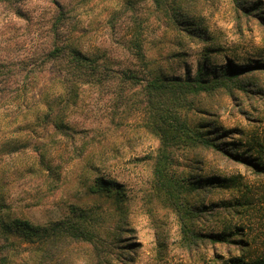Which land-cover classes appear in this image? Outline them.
<instances>
[{"label":"rangeland","instance_id":"1","mask_svg":"<svg viewBox=\"0 0 264 264\" xmlns=\"http://www.w3.org/2000/svg\"><path fill=\"white\" fill-rule=\"evenodd\" d=\"M168 1L177 2L182 13L200 22L205 39H191L166 29L167 16L153 0L75 2L71 36L83 52L99 61L106 59L114 70L139 67L131 48L136 39L141 41L146 57L169 75H183L187 69L193 73L203 58H211L218 66L227 60L243 64L247 58H264V25L255 15H243L231 0ZM245 3L264 5V0ZM54 11L50 0H0V66L14 71L10 86L22 88L19 102L24 107L32 108L40 96L45 100L44 95L51 103L54 94L62 96L68 84L63 58L48 61L46 56L50 47L46 30ZM176 40L181 45H176ZM99 78L96 74L87 83L78 82L77 105L65 116L76 130L73 143L54 133L51 125L46 130L41 128L31 109H23L16 117L11 112L1 116L0 142L15 139L19 145L8 154H3L5 149L0 151V179L8 190L6 204L11 217L42 225L70 215L72 208L101 207L100 235L107 238L115 233L121 238V247L64 243L48 262L36 255V243L17 237L16 247L9 252L12 264H231L240 254L238 247L228 250L222 244H200L189 248L184 244L175 206L179 200L198 199L209 204L244 197L251 202L247 210L202 219L204 225L195 219L191 226L196 230L203 226L205 232L221 231L222 225L231 231L240 226L239 232L244 233L241 239L250 245V256H263L264 177L220 154L180 149L169 169L175 178L194 181L200 176L218 175L236 179L239 185L212 189L203 196L184 190L169 196L155 182L158 140L146 127L139 96L135 91L99 82ZM252 84L248 94L238 89L233 94L219 91L203 107L211 110L203 115L205 122L213 130H228L229 137L222 140L239 146L241 154L249 147L256 153L253 141L264 142V75L256 76ZM32 130L35 136L43 135L41 141L57 153L86 146L79 157L63 164L59 181L49 187L40 176L26 175L36 167L30 144ZM96 178L110 180L122 189V212L91 191Z\"/></svg>","mask_w":264,"mask_h":264},{"label":"trees","instance_id":"2","mask_svg":"<svg viewBox=\"0 0 264 264\" xmlns=\"http://www.w3.org/2000/svg\"><path fill=\"white\" fill-rule=\"evenodd\" d=\"M55 5V11L46 30L50 47L46 53L47 60L62 59L66 63L64 75L68 80L67 86L62 93H56L51 103L46 96L33 101L32 108L24 107L19 102L21 87H11L10 79L14 77L13 70L7 66H0V118L5 112H11L16 117L23 109L32 110L41 128L47 129L51 125L54 133L59 137H66L73 143L76 130L66 122V112L77 105L78 82L87 83L89 78L99 75V82L106 81L107 84L119 86L121 89L135 91L139 96V103L142 112L146 115V127L158 140L157 154L155 155L154 177L157 186L168 193L189 191L196 195H206L212 189H227L236 187L239 182L236 179L222 178L218 175L199 177L194 181H187L175 178L169 174L174 153L180 149H202L217 153L225 158L238 161L251 171L264 177V142L253 141V147L257 150L253 154L252 147L246 149L243 154L238 152L239 146H233L231 142L222 139L228 138V130L218 131L210 128L211 124L205 122V115L210 113L209 108H203L206 102L219 91L233 94L238 89L245 94L252 91V80L258 75H264V58L249 59L243 64H234L227 60L225 64L218 66L211 58H203L197 63L192 73L186 70L183 75H169L160 67L155 66L156 61L146 57L141 41L131 42L132 54L136 59L138 68L126 66L122 69L111 68L106 59L99 61L96 57L86 54L78 45L76 39L71 36L72 27H75V20L71 16L72 6L76 2L86 0H50ZM234 6L242 11L245 16L255 15L264 25V5L257 4L249 6L245 0H231ZM158 9H163L167 16L166 29L181 34L188 38L205 39L204 31L200 22L188 13H182L177 2L169 3L168 0H153ZM176 45L181 43L176 40ZM177 55L176 52L173 54ZM154 64V65H153ZM258 74V75H257ZM63 77V76H62ZM98 82V83H99ZM60 95V96H59ZM57 99V100H56ZM44 105V107H43ZM205 109V110H203ZM202 114L197 115L196 113ZM204 115V116H203ZM198 119V120H196ZM12 122V121H11ZM208 123V124H207ZM30 138L31 151L36 158V167L29 169L26 175H38L46 186L56 184L61 175V168L64 163L79 157L86 150L82 144L74 147L68 153H57L47 142H42V136ZM224 133V134H221ZM58 137V139H59ZM19 145L15 139L0 142V147L6 151L3 154L14 152ZM117 184L110 180L96 178L90 187L93 193H97L102 199L107 200L115 209L122 212L124 193ZM8 190L0 179V264H12L9 257L11 249L16 247L15 239H25L29 243H36L39 250L37 253L44 261H51L54 250L60 244L86 242L96 243L98 247L113 246L118 249L120 237L110 233L104 238L101 233L100 216L101 207L85 210L72 208L70 215L54 219L46 224H31L27 220L11 217L7 212L6 194ZM251 202L248 198L235 199L234 201H223L220 203L205 204L203 201H183L176 203V212L180 220V228L184 244L195 247L200 244H222L230 250L231 247H238L240 252L231 264H264V255L253 259L250 256V245L241 237L244 233L239 232L242 228H235L222 225V230L205 232L200 226L196 230L191 223L196 219L204 225L202 219L221 214H238L241 210L248 209ZM103 234V232H102ZM118 241V244H117ZM240 244H244L245 247ZM118 245V246H117ZM120 253H123L120 251ZM123 259L124 256H121ZM128 260V259H126Z\"/></svg>","mask_w":264,"mask_h":264}]
</instances>
